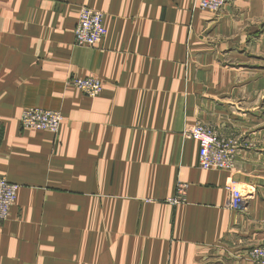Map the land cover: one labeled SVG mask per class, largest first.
Listing matches in <instances>:
<instances>
[{
	"label": "crops",
	"instance_id": "1",
	"mask_svg": "<svg viewBox=\"0 0 264 264\" xmlns=\"http://www.w3.org/2000/svg\"><path fill=\"white\" fill-rule=\"evenodd\" d=\"M103 15L74 44L80 8ZM97 78L89 98L72 78ZM57 112V134L25 130ZM241 145L198 168L195 124ZM0 178L19 186L0 264H252L264 243V0H0ZM249 193L227 207L228 187ZM180 194V201L172 199Z\"/></svg>",
	"mask_w": 264,
	"mask_h": 264
},
{
	"label": "built area",
	"instance_id": "2",
	"mask_svg": "<svg viewBox=\"0 0 264 264\" xmlns=\"http://www.w3.org/2000/svg\"><path fill=\"white\" fill-rule=\"evenodd\" d=\"M200 10L220 12L227 7L232 0H196ZM106 35L101 12L82 7L79 10L77 23L74 28V44L79 47L93 48L101 44ZM70 83L83 95L94 98L102 91V83L97 78L74 77ZM62 122L59 113L34 108L24 111L19 118V125L25 130L47 131L57 134ZM185 136L198 145V168L204 171L218 170L230 171L235 166V159L241 145L237 139L221 135L215 127L201 123L195 124ZM19 186L0 178V222L9 217L11 207L15 203ZM229 199L227 207L231 211L240 209L250 195L238 188L235 183L229 187ZM180 194L171 201L178 203ZM264 229V212L262 218ZM252 264H264V243L253 247L248 253Z\"/></svg>",
	"mask_w": 264,
	"mask_h": 264
},
{
	"label": "rangeland",
	"instance_id": "3",
	"mask_svg": "<svg viewBox=\"0 0 264 264\" xmlns=\"http://www.w3.org/2000/svg\"><path fill=\"white\" fill-rule=\"evenodd\" d=\"M238 188H240V189H241L242 187L239 185V186H238Z\"/></svg>",
	"mask_w": 264,
	"mask_h": 264
}]
</instances>
